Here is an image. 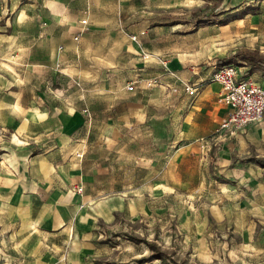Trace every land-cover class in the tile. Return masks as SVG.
<instances>
[{
  "label": "rangeland",
  "instance_id": "obj_1",
  "mask_svg": "<svg viewBox=\"0 0 264 264\" xmlns=\"http://www.w3.org/2000/svg\"><path fill=\"white\" fill-rule=\"evenodd\" d=\"M228 61L264 67V0H0V145L24 143L5 123L30 109L57 123L80 112L89 163L102 158L101 182L126 184L129 201L96 264H264V139L240 146L244 128L225 130L223 118L205 147L177 140L184 95L169 85L171 66Z\"/></svg>",
  "mask_w": 264,
  "mask_h": 264
},
{
  "label": "crops",
  "instance_id": "obj_2",
  "mask_svg": "<svg viewBox=\"0 0 264 264\" xmlns=\"http://www.w3.org/2000/svg\"><path fill=\"white\" fill-rule=\"evenodd\" d=\"M87 7L89 24L91 6L87 3L84 9ZM214 66L205 70L171 66L169 85L184 95L182 109L175 110L182 122L178 141H198L228 114L221 85L210 79ZM249 69L242 66L243 74L264 84V67L257 69L259 73ZM189 81L195 88L193 94L184 92ZM41 96L40 90L33 94L36 101ZM137 111L134 108L129 113L136 116ZM77 113L61 117L57 123L51 112L38 107L17 115L19 121L5 123L14 126L15 136L25 140L15 152L0 145V163L5 166H0L4 180L0 187V264H96L99 244L107 240L115 214L129 210L127 185L111 188L101 182L99 176L109 171L102 158L89 163L93 117L91 122L85 119L87 128ZM241 127L245 131L236 138L240 146L264 139V116ZM159 172L158 168L150 170V175L153 178ZM75 183L82 184L81 192L72 187Z\"/></svg>",
  "mask_w": 264,
  "mask_h": 264
},
{
  "label": "built area",
  "instance_id": "obj_3",
  "mask_svg": "<svg viewBox=\"0 0 264 264\" xmlns=\"http://www.w3.org/2000/svg\"><path fill=\"white\" fill-rule=\"evenodd\" d=\"M89 12V7L84 9V16L79 21L80 25L74 35V39L77 40L85 31ZM136 37V34H134L132 39H136ZM56 66H59V62L56 63ZM210 79L221 85L222 100L229 106L228 114L221 122L223 129L232 132L242 125L258 121L264 116V84L257 82L250 76L244 75L241 65L236 62L217 63ZM74 82L79 84L76 80ZM153 82H155V79L149 80L148 84L151 85ZM133 83V81L128 82L127 89H133ZM186 89L191 94L195 93L194 86L187 85ZM84 111L87 112V120L90 122L91 114L88 108H84ZM199 140L200 146L205 147V138L202 136ZM76 155L80 157L82 153L77 152ZM72 187L77 192L83 190V186L80 183H75Z\"/></svg>",
  "mask_w": 264,
  "mask_h": 264
},
{
  "label": "trees",
  "instance_id": "obj_4",
  "mask_svg": "<svg viewBox=\"0 0 264 264\" xmlns=\"http://www.w3.org/2000/svg\"><path fill=\"white\" fill-rule=\"evenodd\" d=\"M256 161H260V160L256 159ZM147 245L152 249V255L154 257L162 258L165 260V258L167 257L166 253H165V251H163L159 248V245L157 243L147 242Z\"/></svg>",
  "mask_w": 264,
  "mask_h": 264
}]
</instances>
